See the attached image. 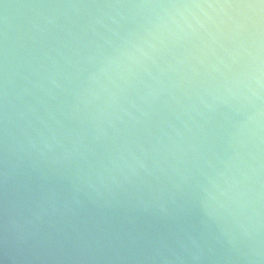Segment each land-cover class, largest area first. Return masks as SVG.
<instances>
[{"label": "water", "instance_id": "1", "mask_svg": "<svg viewBox=\"0 0 264 264\" xmlns=\"http://www.w3.org/2000/svg\"><path fill=\"white\" fill-rule=\"evenodd\" d=\"M0 264H264V3L0 0Z\"/></svg>", "mask_w": 264, "mask_h": 264}, {"label": "snow or ice", "instance_id": "2", "mask_svg": "<svg viewBox=\"0 0 264 264\" xmlns=\"http://www.w3.org/2000/svg\"><path fill=\"white\" fill-rule=\"evenodd\" d=\"M261 3H264V0H261Z\"/></svg>", "mask_w": 264, "mask_h": 264}]
</instances>
